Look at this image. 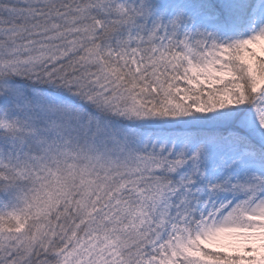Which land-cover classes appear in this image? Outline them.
<instances>
[{
  "label": "snow or ice",
  "instance_id": "obj_1",
  "mask_svg": "<svg viewBox=\"0 0 264 264\" xmlns=\"http://www.w3.org/2000/svg\"><path fill=\"white\" fill-rule=\"evenodd\" d=\"M0 264H264V0H0Z\"/></svg>",
  "mask_w": 264,
  "mask_h": 264
}]
</instances>
